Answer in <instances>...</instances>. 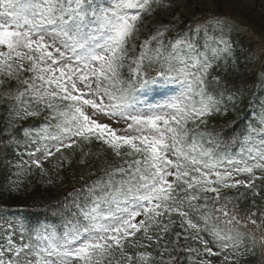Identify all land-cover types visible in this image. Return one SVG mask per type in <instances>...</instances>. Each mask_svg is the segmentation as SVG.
Returning a JSON list of instances; mask_svg holds the SVG:
<instances>
[{"label": "snow or ice", "instance_id": "snow-or-ice-1", "mask_svg": "<svg viewBox=\"0 0 264 264\" xmlns=\"http://www.w3.org/2000/svg\"><path fill=\"white\" fill-rule=\"evenodd\" d=\"M206 3L210 10L167 48L164 25L130 58L143 16L171 4L0 0V103L8 107L2 143L19 146L13 121L48 113L39 127L22 129L24 143L39 147L16 165L18 179L6 191L21 190L26 166L44 174L42 161L62 149L97 142L122 158L51 206L59 227L0 215V264H239L249 255L264 264V211L242 212L238 203L246 193L259 196L257 181H264L257 175L264 173V100L250 104L243 133L236 122L220 133L201 130L242 95L219 76L209 79L218 61L232 57L237 26L212 10L214 0ZM156 96L165 99L153 103ZM241 188L235 197L222 192ZM174 218L180 231L169 239Z\"/></svg>", "mask_w": 264, "mask_h": 264}, {"label": "trees", "instance_id": "trees-1", "mask_svg": "<svg viewBox=\"0 0 264 264\" xmlns=\"http://www.w3.org/2000/svg\"><path fill=\"white\" fill-rule=\"evenodd\" d=\"M218 5L217 12L225 13L222 10V4L228 0H214ZM262 1L264 0H257ZM205 13V12H204ZM227 14V13H226ZM232 17L234 23L237 26V32L233 33V52L235 53V64L236 67L229 65L227 69L218 72V76L221 78L222 83H227L229 85L228 91L242 90L243 101H246L247 97L250 95L252 88L257 82V76L259 74L258 69L261 70L264 67V22H252L251 20L238 18L233 15ZM191 20L183 21L179 26V32L186 29L187 25ZM178 32V33H179ZM176 35H170L169 40H174ZM168 41H165V48L168 47ZM217 69L220 68V63L216 65ZM214 68L211 72H213ZM232 106L231 104H229ZM238 109V107L236 106ZM223 117L218 116L215 118L213 125H207L206 129L201 125V130H206L209 132L220 133L225 129L224 124H222ZM64 164L63 168L58 171L59 182L56 187V194L50 195L49 200H56L57 198H64V192L69 189V179L72 177L73 182L70 188H81L82 181L85 179L96 180L98 177L104 174L102 169L107 165L117 166L122 163L121 157H116L113 153L108 150H101L99 152H94L91 157L86 158L84 163ZM119 177H117L118 179ZM68 186V187H67ZM67 187V188H66ZM66 188V189H65ZM255 200V206H253L252 201ZM245 204L239 205L240 210L245 212L261 210L264 211V191H262V196H252L244 197ZM63 209H61L62 211ZM54 214V213H53ZM155 246H153V249ZM149 249V250H153ZM154 255L156 253L154 252ZM244 261L240 264H257V258L252 256H247Z\"/></svg>", "mask_w": 264, "mask_h": 264}, {"label": "rangeland", "instance_id": "rangeland-1", "mask_svg": "<svg viewBox=\"0 0 264 264\" xmlns=\"http://www.w3.org/2000/svg\"><path fill=\"white\" fill-rule=\"evenodd\" d=\"M163 4H171V8L161 7L158 12H153L151 15H144L141 22L139 23V31L134 37L131 42V45H135L137 41L143 42L144 40L148 39L149 36L153 35L158 29H160L164 25H170L172 22L177 21L178 18L182 15L191 17L195 9H204L209 8L207 6L206 0L205 2H200V0H170L169 2H164ZM229 10L233 11L235 14L239 16H245L253 7L252 0H230L225 5ZM254 17V16H253ZM131 58V57H130ZM125 67L128 70L127 63ZM262 88L264 89V77L262 79ZM171 95V93H169ZM165 96H156L155 99L152 101L155 102H163ZM259 100H264V95H262ZM112 123L111 121H107ZM114 127L122 128L123 124H115L113 123ZM42 157V156H41ZM237 178H247L246 176L237 177ZM8 216L6 219L13 220L12 212H6ZM17 240L19 239L18 236L15 237Z\"/></svg>", "mask_w": 264, "mask_h": 264}]
</instances>
